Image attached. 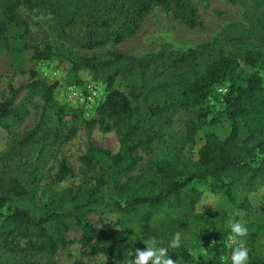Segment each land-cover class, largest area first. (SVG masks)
Masks as SVG:
<instances>
[{
  "label": "trees",
  "instance_id": "1",
  "mask_svg": "<svg viewBox=\"0 0 264 264\" xmlns=\"http://www.w3.org/2000/svg\"><path fill=\"white\" fill-rule=\"evenodd\" d=\"M225 1L242 5L250 18L249 28L238 36L185 53L162 51L142 58L116 53L100 63L91 58L74 62L76 71L89 69L106 86L105 101L90 126L116 131L121 149L113 155L92 145L86 166L99 157L109 162L108 168L93 184L61 192L42 208L36 200L43 171L71 138L64 123L69 107L55 98L58 84H31L46 91L45 108L40 124L18 151L5 155L30 154L0 175V255L22 256L25 264L30 253L54 257L72 245L68 234L80 227L83 248L92 256L109 257L112 264H130L135 248L147 250L151 238L170 246L177 234L214 241L220 255L222 248L230 251L227 260L218 254L195 260L186 244H178L168 247L174 264H231L232 250L241 240L248 249L247 264H264V0ZM22 7L49 11L61 40L84 51L123 44L159 9L190 29L202 28L198 9L188 0H0V47L9 49L17 35L23 41L31 35ZM59 55L52 48H36L34 59L52 61ZM120 79L126 91L114 89ZM225 84L231 135L224 141L208 132L197 150V137L210 114L209 95ZM20 91L0 103V129L11 131L27 118L25 106L15 102ZM142 150L150 153L146 168L131 176L144 162ZM74 175L63 159L56 182ZM195 181L207 182L214 194L222 195L218 213L198 212L201 192ZM235 211L249 218L248 240L234 239L229 247L226 226ZM94 213L120 216L124 230L104 233L85 219Z\"/></svg>",
  "mask_w": 264,
  "mask_h": 264
},
{
  "label": "rangeland",
  "instance_id": "2",
  "mask_svg": "<svg viewBox=\"0 0 264 264\" xmlns=\"http://www.w3.org/2000/svg\"><path fill=\"white\" fill-rule=\"evenodd\" d=\"M188 1L198 9L202 28L190 29L181 24L173 14L159 9L155 10L146 19L135 37L128 39L121 45L109 44L95 51L80 50L64 43L59 36L56 22L49 11L22 7L20 13L28 21L31 35L27 41L19 39L17 35L12 40L9 49L0 47V103L12 99L15 96L13 91L22 90L17 94L15 102L18 106H25L28 116L11 131L0 129V175L8 165L10 167L18 166L22 159L25 161V158L30 156L28 151H25L22 157L15 154L7 159L5 155L8 152L18 151L20 143L36 129L42 120L46 91L41 87L37 90L31 87L33 82L41 80L48 85L58 84L55 98L61 105L69 107L64 123L65 132L71 135V138L58 150L56 156L51 159L48 167L43 171L36 200L37 206L39 208L45 207L61 192L71 189L77 191L83 184L91 185L96 182L97 178L108 168L109 162L97 157L92 166H86L84 159L88 156L91 146L94 145L117 155L121 149V137L116 131L107 132L101 125L91 127L90 122L92 119H87L82 110L69 103L68 92L70 89L74 87L81 88L87 83L96 82L93 73L89 69L76 71L74 62L80 63L82 58H91L96 63H100L109 60L116 53L142 58L162 51L185 53L190 50H200L206 45L213 44L221 37L238 36L250 26V18L242 5H231L225 0ZM36 48L41 50L52 48L55 52L56 50L60 51L61 55L52 61H37L34 59ZM254 71L258 72V69ZM260 76L264 80V72H261ZM126 85V82L120 79L115 84L114 89L126 91ZM228 94L227 84L216 87L211 91L207 102L210 114L205 128L197 137V150L203 146L204 136L208 132L217 133L224 141L230 137L231 123L226 116L229 112ZM262 140L264 142V138ZM254 145L256 143H252L250 146ZM140 156L144 162L131 176L142 174L146 168V162L150 158V153L142 150ZM63 159L69 161L75 175L63 183H57L56 175ZM193 184L201 192L198 212L205 214L218 213L222 208V195L214 194L207 182L195 181ZM260 196L264 198V193ZM85 219L108 235L119 234L124 230V221L117 215L94 213L87 215ZM248 219L240 211L233 213L226 226L229 247L235 244L229 225L236 221L247 227ZM82 234L83 231L80 227L72 228L68 234L69 240L73 242L72 245L60 250L54 257L30 253L29 256L26 255L29 262L27 264L113 263V260L109 257L104 255L92 256L88 249L83 248L80 243ZM241 239L248 240V235L241 237ZM24 243L22 242V245ZM181 244L188 246L192 258L195 260H198L201 256L212 258L216 254L223 258H229L230 249L222 248L220 255L214 241L200 240L198 235L179 236V245ZM160 246L163 245L160 244ZM15 257L0 255V264H25L22 256ZM150 264H153L152 260ZM178 264L188 263L180 262Z\"/></svg>",
  "mask_w": 264,
  "mask_h": 264
},
{
  "label": "clouds",
  "instance_id": "3",
  "mask_svg": "<svg viewBox=\"0 0 264 264\" xmlns=\"http://www.w3.org/2000/svg\"><path fill=\"white\" fill-rule=\"evenodd\" d=\"M230 231L233 239L244 237L248 233L247 227L241 222H232ZM179 244V234L170 242V247H176ZM168 247L160 246L155 238H151L147 242V250L135 248V259L130 261V264H148L151 259L153 264H174V261L168 256ZM133 253H129L132 256ZM224 259H228L225 257ZM248 249L243 246V240L240 245L235 247L231 253V264H247Z\"/></svg>",
  "mask_w": 264,
  "mask_h": 264
},
{
  "label": "built area",
  "instance_id": "4",
  "mask_svg": "<svg viewBox=\"0 0 264 264\" xmlns=\"http://www.w3.org/2000/svg\"><path fill=\"white\" fill-rule=\"evenodd\" d=\"M105 98V86L100 82L87 83L81 88L74 87L68 92L69 103L82 110L87 119L95 118L97 110L104 103Z\"/></svg>",
  "mask_w": 264,
  "mask_h": 264
}]
</instances>
